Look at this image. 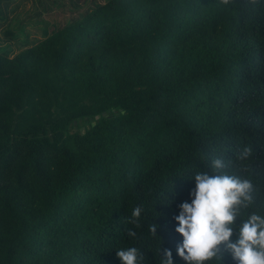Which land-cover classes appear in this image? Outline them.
I'll return each instance as SVG.
<instances>
[{
	"label": "trees",
	"instance_id": "trees-1",
	"mask_svg": "<svg viewBox=\"0 0 264 264\" xmlns=\"http://www.w3.org/2000/svg\"><path fill=\"white\" fill-rule=\"evenodd\" d=\"M10 47L0 264H121L116 249L128 246L140 264H160L163 248L186 264L173 216L214 158L251 181L246 211L264 213V0L95 2ZM205 264L236 261L222 249Z\"/></svg>",
	"mask_w": 264,
	"mask_h": 264
},
{
	"label": "clouds",
	"instance_id": "clouds-1",
	"mask_svg": "<svg viewBox=\"0 0 264 264\" xmlns=\"http://www.w3.org/2000/svg\"><path fill=\"white\" fill-rule=\"evenodd\" d=\"M249 151L245 148L242 157ZM191 178L195 184L190 199L180 201L173 216L175 231L182 237L176 254L186 264H205L226 249L236 264H264V213L246 211L253 200L251 181L226 171V163L220 158H214L209 169L197 171ZM142 211L139 205L132 209L133 224L139 226ZM157 227L153 222L149 231L157 234ZM128 235L135 237L136 232L129 229ZM116 255L121 264H140L142 258L135 246L118 248ZM160 264H175L171 249H162Z\"/></svg>",
	"mask_w": 264,
	"mask_h": 264
},
{
	"label": "rangeland",
	"instance_id": "rangeland-1",
	"mask_svg": "<svg viewBox=\"0 0 264 264\" xmlns=\"http://www.w3.org/2000/svg\"><path fill=\"white\" fill-rule=\"evenodd\" d=\"M106 0H0V47L14 55L78 17L95 2ZM13 30L16 38L6 36Z\"/></svg>",
	"mask_w": 264,
	"mask_h": 264
},
{
	"label": "water",
	"instance_id": "water-1",
	"mask_svg": "<svg viewBox=\"0 0 264 264\" xmlns=\"http://www.w3.org/2000/svg\"><path fill=\"white\" fill-rule=\"evenodd\" d=\"M94 123V122H93Z\"/></svg>",
	"mask_w": 264,
	"mask_h": 264
}]
</instances>
